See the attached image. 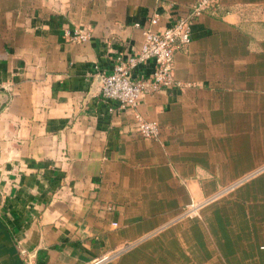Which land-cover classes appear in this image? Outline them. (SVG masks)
Here are the masks:
<instances>
[{"label": "crops", "instance_id": "obj_1", "mask_svg": "<svg viewBox=\"0 0 264 264\" xmlns=\"http://www.w3.org/2000/svg\"><path fill=\"white\" fill-rule=\"evenodd\" d=\"M193 1L0 0V264H85L125 243L104 264H264V0L193 22L182 85L136 106L157 136L99 95L97 70L142 41L133 23Z\"/></svg>", "mask_w": 264, "mask_h": 264}, {"label": "built area", "instance_id": "obj_2", "mask_svg": "<svg viewBox=\"0 0 264 264\" xmlns=\"http://www.w3.org/2000/svg\"><path fill=\"white\" fill-rule=\"evenodd\" d=\"M169 6L172 14L165 24H161L157 10L149 15L146 22H134L133 26L142 30L141 43L132 51L117 54L108 72H96L99 95L107 104L109 112L131 110L132 120L127 124V130L142 138L157 136L159 127L156 121L145 119L136 110L139 98L147 93L182 85L173 75L174 54L191 41L193 22L202 14H216L219 2L195 0L187 5L169 2ZM66 35L72 41L83 42L90 37L91 32L88 28L75 27L67 30ZM147 63H152L151 68L142 70L141 67ZM206 201L189 204L184 213H196L197 208ZM107 208L112 209L113 205ZM128 246L130 244L125 243L85 264H104ZM21 253H26V250L21 249Z\"/></svg>", "mask_w": 264, "mask_h": 264}, {"label": "rangeland", "instance_id": "obj_3", "mask_svg": "<svg viewBox=\"0 0 264 264\" xmlns=\"http://www.w3.org/2000/svg\"><path fill=\"white\" fill-rule=\"evenodd\" d=\"M194 1H195V0H194ZM194 1H193V2H194ZM190 3H192V2H190Z\"/></svg>", "mask_w": 264, "mask_h": 264}]
</instances>
